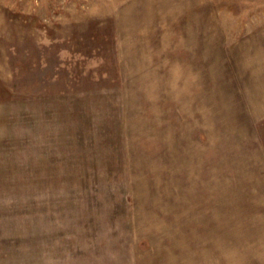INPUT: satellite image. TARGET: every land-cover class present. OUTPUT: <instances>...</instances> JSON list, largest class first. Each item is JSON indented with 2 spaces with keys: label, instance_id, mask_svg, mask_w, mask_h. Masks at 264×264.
Segmentation results:
<instances>
[{
  "label": "rangeland",
  "instance_id": "1",
  "mask_svg": "<svg viewBox=\"0 0 264 264\" xmlns=\"http://www.w3.org/2000/svg\"><path fill=\"white\" fill-rule=\"evenodd\" d=\"M0 264H264V0H0Z\"/></svg>",
  "mask_w": 264,
  "mask_h": 264
}]
</instances>
